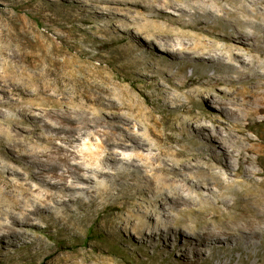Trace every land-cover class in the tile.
<instances>
[{
	"label": "rangeland",
	"instance_id": "374dc122",
	"mask_svg": "<svg viewBox=\"0 0 264 264\" xmlns=\"http://www.w3.org/2000/svg\"><path fill=\"white\" fill-rule=\"evenodd\" d=\"M169 1L183 6L186 14L193 5H203L216 13L229 10L233 19L244 17V0ZM107 5L103 0H0V221L9 223L10 217L21 216L16 184H34L28 163L19 154L30 147L41 149L45 138L58 132L56 127L69 125L67 120L79 135L76 143L82 151L90 145L97 152L107 151L104 132L125 138L137 132L163 149L182 147L183 160L192 156L201 140L193 132L195 124L218 125L224 120L211 95L219 89L203 90L194 81L212 71L203 67L192 71L189 65L180 68L178 60L143 40L146 28H136L152 20L172 33H204L196 28V19L185 15L180 23L178 12L169 8L157 13L139 5ZM183 61L197 62L195 58ZM253 127L248 133L253 138L260 133L259 144L264 147V122ZM15 131L20 141L11 148ZM25 197L33 201L30 195ZM147 197L149 207L158 210V194ZM139 198L132 189L112 191L89 208L81 206L67 220L22 219L12 225L10 235L0 234V264H218L221 260L239 264L238 257L241 264H264V249L255 246L257 240L252 241L249 255L228 253L222 245L213 257L205 258L179 238L181 230L163 238L156 232L150 245L116 229L127 212L137 210ZM193 217L220 224L224 215L220 208L213 212L205 206L181 213L178 222L193 225Z\"/></svg>",
	"mask_w": 264,
	"mask_h": 264
},
{
	"label": "bare ground",
	"instance_id": "6f19581e",
	"mask_svg": "<svg viewBox=\"0 0 264 264\" xmlns=\"http://www.w3.org/2000/svg\"><path fill=\"white\" fill-rule=\"evenodd\" d=\"M103 2L145 6L157 13L173 9L180 23L185 15L196 19V28L204 33H172L152 20L136 28H146L142 30L143 40L153 42L171 59L178 60L180 68L189 65L192 71L200 67L212 71L194 81L203 90L219 89L218 94L211 95L224 120L218 125L198 122L193 126L201 140L186 160L181 159L182 147L163 149L137 132L129 133L127 138L104 132L107 151L97 152L91 145L82 151L76 143L79 135L67 120L69 125L56 127L58 132L45 138L41 149L30 147L19 154L27 161L34 184H16L20 189L16 203L23 211L19 218L10 217L9 223L0 221V234L10 235L12 225L22 219L32 223L47 218L70 219L81 206L94 205L102 194L132 189L140 196L135 202L137 210L127 212L116 229L129 232L140 242L151 245L154 233L163 238L181 230L183 236L179 234V238L193 247L198 257H213L222 245L228 253L237 251L239 256L245 251L249 255L253 240H257L255 246L264 249V147L259 144L260 133L256 132L254 138L248 133L254 130L253 123L264 122V0H244L242 19H233L229 10L216 13L203 5H193L192 12L186 14L183 6L169 0H156L151 5L133 0ZM109 5L106 8H117ZM124 9L130 11V7ZM185 58L197 62L187 63ZM12 137L10 146L15 148L20 141L18 132ZM154 194H158V210L149 207L147 195ZM205 206L213 212L220 208L224 215L220 224L198 217H193V225L178 222L181 213L200 211ZM230 208L234 210L230 212ZM153 215L154 219L144 221V217ZM237 262L242 263L240 257ZM218 264L228 262L221 260Z\"/></svg>",
	"mask_w": 264,
	"mask_h": 264
}]
</instances>
